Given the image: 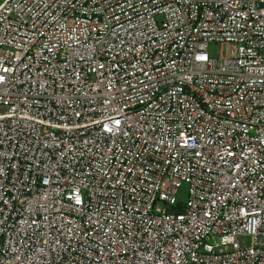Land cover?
Wrapping results in <instances>:
<instances>
[{
  "label": "built area",
  "instance_id": "1",
  "mask_svg": "<svg viewBox=\"0 0 264 264\" xmlns=\"http://www.w3.org/2000/svg\"><path fill=\"white\" fill-rule=\"evenodd\" d=\"M0 264H264V0H0Z\"/></svg>",
  "mask_w": 264,
  "mask_h": 264
},
{
  "label": "rangeland",
  "instance_id": "2",
  "mask_svg": "<svg viewBox=\"0 0 264 264\" xmlns=\"http://www.w3.org/2000/svg\"><path fill=\"white\" fill-rule=\"evenodd\" d=\"M231 50H232L231 46L226 43L225 44L211 43L209 45L210 55L216 58L229 56ZM177 184L179 186L178 197L180 198L181 201H184L186 198V186L181 182H177ZM244 242L248 243V239H245Z\"/></svg>",
  "mask_w": 264,
  "mask_h": 264
},
{
  "label": "trees",
  "instance_id": "3",
  "mask_svg": "<svg viewBox=\"0 0 264 264\" xmlns=\"http://www.w3.org/2000/svg\"><path fill=\"white\" fill-rule=\"evenodd\" d=\"M174 210L178 211L181 209V206L179 204H177L176 206L172 207Z\"/></svg>",
  "mask_w": 264,
  "mask_h": 264
}]
</instances>
